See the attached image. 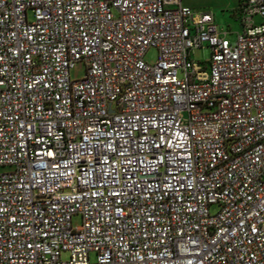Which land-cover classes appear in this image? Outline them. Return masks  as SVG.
<instances>
[{"label":"built area","instance_id":"1","mask_svg":"<svg viewBox=\"0 0 264 264\" xmlns=\"http://www.w3.org/2000/svg\"><path fill=\"white\" fill-rule=\"evenodd\" d=\"M234 16L0 0V264H264V0Z\"/></svg>","mask_w":264,"mask_h":264},{"label":"rangeland","instance_id":"2","mask_svg":"<svg viewBox=\"0 0 264 264\" xmlns=\"http://www.w3.org/2000/svg\"><path fill=\"white\" fill-rule=\"evenodd\" d=\"M182 5L191 8L198 12H210L218 25L223 31H229L226 36L229 42L235 41L236 33L241 30L240 22L237 17L234 16V11L238 7L239 0H181ZM254 22L257 24L259 20L254 18ZM208 58V54L205 50H194L191 53V59L195 63H204ZM156 60V53L154 50H150L144 56V62L148 65H152ZM85 74V67L83 63H76L70 70V79L72 81H78L83 78ZM181 77V76H180ZM8 169H2L0 172H8ZM217 208H211L210 213L215 214ZM71 225L73 228H79L81 226V218L79 215H74L71 218ZM91 262H94V256L90 258Z\"/></svg>","mask_w":264,"mask_h":264}]
</instances>
